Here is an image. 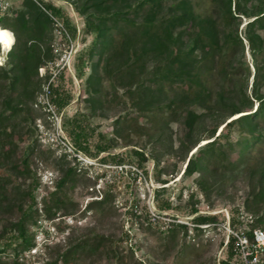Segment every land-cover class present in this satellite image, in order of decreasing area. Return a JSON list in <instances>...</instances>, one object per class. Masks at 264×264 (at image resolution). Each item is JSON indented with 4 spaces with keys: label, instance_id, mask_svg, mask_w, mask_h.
Instances as JSON below:
<instances>
[{
    "label": "rangeland",
    "instance_id": "374dc122",
    "mask_svg": "<svg viewBox=\"0 0 264 264\" xmlns=\"http://www.w3.org/2000/svg\"><path fill=\"white\" fill-rule=\"evenodd\" d=\"M65 1L71 5L64 8L63 17L71 35L69 47L74 54L61 70L72 91L71 101L60 113L63 132L77 148L64 123L75 114L82 117L92 154L80 151L100 163L101 157L118 154L124 158L120 165L125 168L120 171L110 167L106 171L97 167L88 172L77 166L62 190L77 208L64 215L58 212L50 220L44 218L42 197L52 190L54 179L62 174L63 169L77 163L61 156L56 148L47 147L39 139L36 123L38 119L43 121L45 114L34 107V102L55 71L54 64L60 51L56 49L57 40L47 16L33 1L34 4H27V0H15L3 20L15 26V17L24 14L27 28L14 32V41L8 50L0 47V75L3 76L2 71H7L8 75L15 73L10 64L17 63L26 51L39 57L40 63L35 66L36 58L28 57V80L25 84L19 81L12 90L8 87L10 78L0 77V113L6 97L10 98V108H15L12 115L11 109L5 111V116H9L0 121V193H5L12 204L11 210H5L6 205L4 211L0 210V228L8 218H17L19 203L26 204L21 194L29 179L20 173L22 160L26 157L30 169L36 172L40 181L35 193L37 219L42 222L43 230L57 222L67 230V233L57 230L58 234L50 245L61 244L63 249L69 233L73 236L96 233L114 241L113 247L118 246L117 251L122 253L125 264H136V261L142 264H218L226 254L221 223L227 220V216L236 217L239 212L250 215L252 220L262 216L258 227L264 226V141L249 146L236 168L228 161H235L241 152L235 144L240 131L237 127L222 131L229 135V143L224 136L219 140L224 159L207 162L202 151L204 144L211 140L213 127H216L217 135L225 122L248 112L228 115L232 106L237 103L240 106L242 93L252 99V109L258 104L251 97L253 87L264 95V77L256 70V65L264 69V51L252 54L245 38L246 24L252 17L237 13V0H230L231 12L239 16L231 29L234 30L238 23L236 32L241 38V47L236 44V39L229 41L222 70L218 69L220 58L216 54L214 71L206 82L212 90L211 97L192 98L184 82L164 83L153 76L158 68H163L166 59L174 58L183 49L168 45L162 29L159 34L144 38L142 32L130 24L156 22L169 14L181 13L182 10L174 4L176 0H160L136 9L132 5L138 0ZM186 2L196 16L195 23L200 17L211 16L222 30L219 19L228 9L227 0ZM239 3L241 11L247 15L264 10V0H239ZM88 21L100 25L106 37L105 46L98 45L91 58H87L86 49L94 34L87 29ZM185 25L189 22L177 29ZM11 26L8 29L12 30ZM197 28V25L188 26L182 36L184 44L191 42ZM220 39L223 43L222 35ZM241 109L248 110V107ZM189 111L196 112L191 125L187 121ZM260 129L264 130V123H260ZM99 133L103 137L100 138ZM106 141H110L113 147L96 153L94 145ZM194 148L196 151L191 154ZM135 149L147 156L142 168L136 165ZM5 152L7 156H3ZM190 156L202 165V170L192 175L183 174L184 164ZM14 165H17L15 170ZM131 166H137L142 175H134ZM99 168L105 175L101 179L94 174ZM157 172L160 180L155 178ZM259 190V196L255 197ZM105 191L111 194V202L101 210L82 211L87 202L100 198ZM165 201L169 202L170 208H160ZM149 208L159 216L155 224L147 222ZM134 209L138 218L129 214ZM192 209L196 211L192 212ZM196 215H214L216 224L200 230L187 225V229L170 231L168 218L190 222ZM57 216H61L58 221ZM31 228L36 233L41 229L40 225ZM6 240V237L0 239V244ZM130 247L132 256L128 251ZM49 259L46 254L38 255L34 264H44ZM66 264L118 263L106 252V246H100L88 255L74 254Z\"/></svg>",
    "mask_w": 264,
    "mask_h": 264
},
{
    "label": "trees",
    "instance_id": "16d2710c",
    "mask_svg": "<svg viewBox=\"0 0 264 264\" xmlns=\"http://www.w3.org/2000/svg\"><path fill=\"white\" fill-rule=\"evenodd\" d=\"M29 3L34 4L31 0H27ZM160 0H138L133 8H138L144 4L151 6L154 2ZM228 9L220 17V25H222V30H219L218 23L211 16L200 17L198 18V23H195L196 16L190 12L186 0H176L174 2L177 9H181L182 12L178 14H169L159 21L152 20L148 22H143L136 24L130 22L132 26L140 30L143 34L141 37L147 38L154 36L155 33H158L161 29L165 35L167 44H171L175 47H180L183 49L177 53L174 58L166 59L167 62L164 64L163 68H158L157 71L153 74L155 78H160L164 83H173L175 81H182L187 84L188 93L192 98H201L211 97V88L206 86L207 78L214 71V60L216 54H218L219 63L218 69H223V59L226 57L227 45L232 39H236V44L241 47V38L237 35L236 27L234 30L231 29L233 23L239 20V16L234 15L230 10V0H227ZM47 6L51 7L50 3H47ZM235 8L237 13L243 14L247 17H252V20L247 22L245 38L247 39L252 54H261L264 51V10L258 11L252 14H246L245 11H241L239 0L235 3ZM58 11V10H57ZM8 13V12H7ZM7 13L0 18V25L4 28H8L10 22L3 20ZM186 22H189V25L181 27ZM15 26L12 27V31L18 32V29L27 28V19L24 14H18L14 20ZM37 25V21L34 22ZM222 23V24H221ZM197 25V30L194 37L191 39L189 44H184L182 36L188 30V26ZM87 29L90 32H93L94 37L91 40L89 47H87V58H91L98 45L103 47L105 46V38L103 34V28L95 24L93 21H88ZM159 34V33H158ZM222 35L223 43L220 42V36ZM103 37V39H102ZM101 40V42H100ZM100 42V43H99ZM184 45V46H183ZM207 47V48H206ZM151 52V51H150ZM101 53V52H100ZM100 53H98L100 55ZM148 54V53H147ZM145 53V55H147ZM28 57L36 58L35 66L40 63L39 57L35 56L33 53H22L20 55L19 61L17 63H11V71L15 73L8 75L7 71H2L3 76L10 78L9 90L21 81L25 84V81L28 80L27 74V64L26 61ZM82 58V57H81ZM256 70L258 73H261V76L264 77V69L256 65ZM49 98L57 106L58 110H62L67 104L71 101L72 91L67 85V82L64 78L63 73H59L54 77V80L48 84ZM206 97V98H205ZM258 104L254 109H252V99L242 93V101L240 106L237 103L232 106L228 112L229 116H232L237 113L245 112L239 116L230 119L225 122L221 127L217 135H215L216 127H213L210 132V139L204 144L202 151L205 154L207 162H210L212 159L221 158L224 159L223 152L219 145V140L221 137H225L226 141L229 143V135L227 133H222L225 128L231 129L232 127H237L239 131V138L236 140V143L240 149V155H238L235 161H228L230 166L236 168L241 163L244 158V152L252 146L253 143L264 141V130H258L260 123H264V95H261L257 88L254 86L252 89V95ZM243 106L248 107V110H242ZM10 98L6 97L3 101V110L0 113V121L6 119L9 115L5 116V111L10 110ZM11 115L15 113V108L12 107ZM4 116V118H3ZM196 116V112L189 111L187 121L191 125L193 117ZM65 129H67L69 137L73 140L74 144L77 146V149L82 150L86 154L91 153L90 139L89 134L85 128L82 117L74 115L65 120L64 123ZM69 125V126H68ZM69 128V129H68ZM1 134V133H0ZM99 137H103L99 133ZM113 145L110 141L104 143H96L94 148L96 153L101 151H106L112 148ZM201 147V146H199ZM233 149L234 146L231 145ZM5 152L3 156H7ZM133 154L137 157L136 165L140 168L143 167L144 162L147 160V156L144 152L139 150H133ZM66 157L65 155H61ZM104 163L114 162L117 164H122L124 158L118 154L105 155L100 159ZM23 168L20 170V173L29 179L28 184L26 185L24 191H22L21 196L26 200V204L22 205L19 203L18 210L19 214L16 219L8 218L7 223L2 225L0 228V239L6 237L7 240L1 245L0 244V264H26V262L19 261V256L26 250H29L35 245V235L36 231L32 230V226H39L40 222L38 221V209L36 202V190L40 185L39 178L36 175V172L30 169L27 158L25 157L22 160ZM13 169H17V165L13 166ZM202 170V165H200L196 159L190 156L186 161L185 167L183 168L182 173L192 175L198 170ZM77 170V165L68 166L66 169L62 170V174L54 179L52 190L47 192L46 195L42 197L43 203V213L44 218L50 220L58 212H63L68 214L72 211H75L77 204L74 203L66 193H63V187L67 181L71 179V176L75 174ZM157 180H160V173H156ZM165 183V181H162ZM159 191V190H157ZM261 190L255 195L258 197ZM112 196L108 191H105L99 199H91L85 205V208L82 210L84 213L89 212L92 209L101 210L104 205H107L111 202ZM10 200L6 197L5 193H0V210H3L4 205L7 207L5 210H11L12 204ZM136 209V205L134 207ZM162 209L170 208L169 202H164L160 205ZM130 211L129 214L135 218L139 216L136 214V210ZM195 209H192V212H195ZM146 218V216H145ZM147 219V218H146ZM262 216H256L252 221V226H258ZM216 216L214 215H196L192 218V222L197 224L211 223L215 222ZM147 222L149 223L148 219ZM234 222V219L232 220ZM57 230L64 231L61 223H54ZM262 226V225H261ZM264 229V226L261 227ZM178 229H187L185 224L173 223L170 227V231L174 232ZM193 229L200 230V227L195 226ZM121 240V238H120ZM112 239L103 234H83L82 236H73L70 233L66 237L65 246L61 249V244L50 245L44 244L43 253L50 256V259L44 262V264H60V263H69L73 259L74 254H91L98 250L100 246H106V252L109 253L112 257L116 259V263L125 264L122 253L117 249L118 246L113 247ZM132 247L128 249L129 254L132 256ZM136 264H142L140 261H136ZM218 264H239L238 257L233 250L232 239H230L226 246V254L224 257L218 260Z\"/></svg>",
    "mask_w": 264,
    "mask_h": 264
},
{
    "label": "built area",
    "instance_id": "2783aa9c",
    "mask_svg": "<svg viewBox=\"0 0 264 264\" xmlns=\"http://www.w3.org/2000/svg\"><path fill=\"white\" fill-rule=\"evenodd\" d=\"M15 0H0V18L6 14L12 7ZM33 1L39 9L47 16L52 28L54 37L57 40L55 44L57 51H60L59 57L55 61V71L49 76V79L44 85L42 93L37 97L34 102V107L39 108L45 114L43 121L37 120L36 128L39 134L40 141L47 147L56 148L60 153L66 157L71 158L77 163L79 168H83L88 172H93L91 169L101 167L106 169L110 167H116L118 170L122 171L125 165H108L107 163L96 162L95 160L88 157L85 153L77 149L72 142L65 136L62 128V123L60 122L61 110H58L57 106L49 98L48 84L54 80V77L61 72V70L68 65V61L72 58L74 54L71 47H69V42L71 41V35L68 31L67 25L65 23L63 14L65 13L64 8L70 7V3L65 0H31ZM47 3L51 4V7L47 6ZM58 10V11H57ZM1 28L9 31L14 41V33L8 28ZM43 70V68H40ZM99 168L98 171H94L96 178L101 179L104 173L101 172L102 169ZM132 173L136 176L142 175L140 169L136 166H131ZM50 183H52L50 181ZM99 199V198H94ZM148 221L155 224L158 222L159 216L154 212L152 208L148 209ZM61 216H57L56 221L59 220ZM234 219V222L232 220ZM169 220V226L173 223L190 225L192 228L198 226L208 227L210 225L216 224V222L197 224L188 221H181L179 219ZM252 217L250 215H245L242 212L237 213L236 217L227 216V220L221 223V229L224 232V245L232 239L233 250L235 251L239 264H264V229L258 226H252ZM65 222L68 223L66 220ZM41 229L37 231L35 235V245L29 250L24 251L19 256V261L34 264L35 258L43 253L44 244L52 243L56 234H58L55 226L50 225L43 230V224L40 222ZM67 230L61 233H67Z\"/></svg>",
    "mask_w": 264,
    "mask_h": 264
},
{
    "label": "bare ground",
    "instance_id": "6f19581e",
    "mask_svg": "<svg viewBox=\"0 0 264 264\" xmlns=\"http://www.w3.org/2000/svg\"><path fill=\"white\" fill-rule=\"evenodd\" d=\"M12 43H13V37L11 36L9 31L0 27V47L1 49L8 50L11 47ZM195 151H196V148H194L191 151V154L194 153ZM185 164H184V167H185Z\"/></svg>",
    "mask_w": 264,
    "mask_h": 264
}]
</instances>
